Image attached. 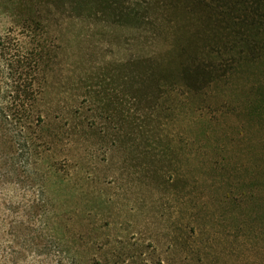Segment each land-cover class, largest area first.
<instances>
[{"label": "trees", "instance_id": "1", "mask_svg": "<svg viewBox=\"0 0 264 264\" xmlns=\"http://www.w3.org/2000/svg\"><path fill=\"white\" fill-rule=\"evenodd\" d=\"M82 19L145 32L150 26L148 32L165 41L160 51L120 63L123 88L116 100L94 80L72 108L80 114L84 103L105 120L115 118L130 153L142 159L141 171L153 179L159 163L175 164L161 130L166 116L179 112L177 103L196 102V111L212 121L219 112L208 109L214 90L239 74L248 78L264 62V0H0V264H164L135 233L108 238L102 230L110 223L91 219L103 199L83 201L84 218L75 221L71 199L46 197L51 182L70 176L60 173L67 159L53 157L57 133L44 107L62 54L51 27ZM258 85L245 110L264 121V86ZM97 124L83 118L80 126L86 133ZM223 164L215 163L213 172ZM177 167L166 171L172 187L198 186ZM81 177L90 175L82 171ZM13 191L23 199H13Z\"/></svg>", "mask_w": 264, "mask_h": 264}, {"label": "rangeland", "instance_id": "2", "mask_svg": "<svg viewBox=\"0 0 264 264\" xmlns=\"http://www.w3.org/2000/svg\"><path fill=\"white\" fill-rule=\"evenodd\" d=\"M51 31L62 54L44 107L57 133L53 157L67 159L59 172L70 176L51 182L46 197L71 199L75 221L84 218L83 201L103 199L99 215L91 212V219L110 223L102 230L108 238L135 233L164 264H264V121L245 110L247 97L254 96L251 88L264 86V62L248 78L239 74L214 90L208 109L219 112L212 121L196 111V102L177 103L179 112L166 116L161 130L175 164L159 163L160 176L153 179L141 171L142 159L131 154L133 149L130 153L131 142L117 131L114 117L105 120L84 103L82 117L72 108L83 98L85 83L94 80L116 100L123 88L120 63L162 50L164 39L88 19L52 25ZM83 118L99 124L85 133ZM176 166L179 175L198 179V186L191 182L187 188L184 182L172 187L166 171ZM82 171L89 180L82 179ZM228 193L243 195L226 199ZM12 197L23 199V194L13 191Z\"/></svg>", "mask_w": 264, "mask_h": 264}]
</instances>
